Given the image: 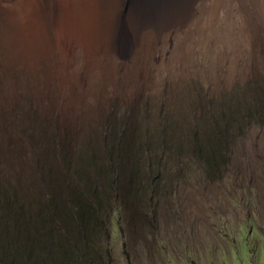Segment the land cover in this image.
Returning <instances> with one entry per match:
<instances>
[{
	"label": "rangeland",
	"instance_id": "374dc122",
	"mask_svg": "<svg viewBox=\"0 0 264 264\" xmlns=\"http://www.w3.org/2000/svg\"><path fill=\"white\" fill-rule=\"evenodd\" d=\"M89 1L0 0V65L12 69L8 80L15 83L8 110L15 142L0 144V202L21 203L38 212L39 206L56 211L54 204L42 203L44 194L59 191L65 198L79 191L90 199L92 164L87 163L112 116H122L136 131L164 116L176 136L179 130L186 134L167 143L188 146L191 129H205L210 100L235 103L239 96L251 101L262 96L264 29L261 33L254 0L244 1L254 22L251 44L235 30L225 1L220 12L208 4L207 28L203 19H196V25L187 21L184 30L188 40L203 32L205 41L208 37L207 45L202 43L206 62L198 51L187 56L182 49L181 66L173 60L163 77L141 74L133 85L116 82L111 74L112 64L142 62L135 48L125 51L112 43L113 33L128 32L133 0L121 10H111L108 0H92V18H85ZM153 16L155 30V10ZM234 106L233 113L248 116ZM260 123L257 114L246 117L241 124L247 128L234 141L236 148L207 175L196 164L188 163L189 171H183L187 157L161 156L174 184L148 201L143 193L140 203L105 206L99 236L92 239V264H264ZM63 198L56 204L61 210Z\"/></svg>",
	"mask_w": 264,
	"mask_h": 264
},
{
	"label": "trees",
	"instance_id": "16d2710c",
	"mask_svg": "<svg viewBox=\"0 0 264 264\" xmlns=\"http://www.w3.org/2000/svg\"><path fill=\"white\" fill-rule=\"evenodd\" d=\"M258 90L262 96H256L254 101L247 96H239L235 103L231 99L223 103L210 100L205 129L192 128L187 134L191 141L188 146L173 147L167 143L173 137L183 138L186 134L179 130L180 136H176L164 116L152 127L146 123L137 131L131 130L120 115L108 118L101 130V145L92 147V161L87 163L92 164L90 199L79 191L65 198L56 191L44 194L42 201L45 206L47 202L54 204L56 211L39 206L38 212L30 211L29 206L21 203L11 206L0 202V264H92V239L96 241L99 236L96 229L101 228L105 206L113 201L127 205L141 199L140 203L143 193L148 194L145 196L148 201L154 193L169 190L174 184L169 180L161 156L168 152L187 157L183 171H189L188 163L196 164L207 175L224 165L226 153L236 148L234 141L247 128L241 124L246 117L257 114L261 121L258 128L264 135V84ZM234 104L240 107L239 112L246 110L248 116L233 113ZM62 198L64 210L56 205Z\"/></svg>",
	"mask_w": 264,
	"mask_h": 264
},
{
	"label": "bare ground",
	"instance_id": "6f19581e",
	"mask_svg": "<svg viewBox=\"0 0 264 264\" xmlns=\"http://www.w3.org/2000/svg\"><path fill=\"white\" fill-rule=\"evenodd\" d=\"M126 1L127 0H108L111 10H115L116 7H118L119 10H121ZM224 1L226 3L225 6L227 10L226 11L227 15L233 20L235 30L237 29L239 35H245V39L247 43L251 44L254 33L252 32V29L254 27L253 26L254 22L252 23V17H251L252 14L248 13L247 11L246 8L247 6H245L246 3L244 2L245 0H133L134 6H132L133 7L132 11L134 14L131 15L129 19H128V15L126 16V19L129 20L127 24L128 32L126 31L120 34L119 32L116 31L115 33H113L111 35L113 36L112 43L117 44L119 46V49L125 51L135 48V50L138 51L137 56L139 57V59H141L142 62L133 65L112 64L111 74L113 78L116 80V82H120L121 84L133 85L135 83H138V79L140 78L139 75L141 74H143L145 77L151 75V77H154V79L163 77L165 75V67L171 61L175 60L176 62L173 61L174 63H177L175 65L181 66L182 64L181 62L183 61L182 60L183 55L181 56V54L183 53L184 55L186 54L188 56L196 53L195 51H198L205 61V59L208 57L207 56L208 51L206 49L207 43H205L208 37L205 41L204 40L205 33L203 32L202 33L203 35H199L196 32L197 36L194 35V38H192V40H188L190 39V37L188 36L189 38L187 39V36L184 31L185 26L187 21L189 20L193 21V23L196 25L197 23L195 22L196 19L197 20L203 19V24L201 25L208 23V21L207 22L205 21V16L207 17V15L209 14L208 13L206 15L208 4L209 7L211 6V8L216 10V8L221 7L220 4H222V2L224 3ZM254 1H255L254 7L257 8L258 11L257 15L260 21L258 23L261 26L260 32L262 33L264 29V2L262 0H254ZM138 7H140L139 12H136V10H138ZM222 7H223L222 9H224V6ZM219 9L221 10V8H218L217 10ZM154 10L156 16V23H157L155 26V30L152 29L154 25L153 24ZM226 12H223V14ZM222 16H220V19ZM216 19L218 18L215 17V20ZM236 19L239 20L237 24L235 21ZM224 21L226 22V19ZM226 26L228 27L229 25ZM212 27L213 26H211V29ZM116 28L119 29L120 25H116ZM202 28L204 29L203 26ZM206 28H207V24H206ZM195 29L194 30L191 29V30L194 32ZM190 34L191 33H189V35ZM195 36L198 40L195 38ZM203 42L206 45H203L202 44ZM182 49L185 50L186 52H184ZM182 51L183 53H181ZM187 56L185 57L188 58ZM185 60L186 59H184V61ZM5 65L6 64L0 65V144L1 145H7L8 142L10 144L15 142L12 137V131H11L12 127L9 122V116H8V110L10 108L11 98H12L11 89L13 88V85L15 83L13 84L12 81L8 80L11 75V72L13 71L11 68Z\"/></svg>",
	"mask_w": 264,
	"mask_h": 264
},
{
	"label": "crops",
	"instance_id": "0c3cea01",
	"mask_svg": "<svg viewBox=\"0 0 264 264\" xmlns=\"http://www.w3.org/2000/svg\"><path fill=\"white\" fill-rule=\"evenodd\" d=\"M87 14L85 18H92V0L89 1L88 7H87Z\"/></svg>",
	"mask_w": 264,
	"mask_h": 264
}]
</instances>
